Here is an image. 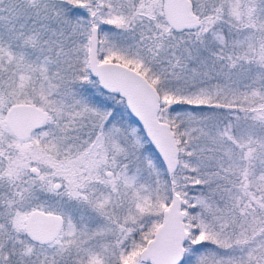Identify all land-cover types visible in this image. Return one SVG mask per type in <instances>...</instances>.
<instances>
[{"label":"snow or ice","instance_id":"1","mask_svg":"<svg viewBox=\"0 0 264 264\" xmlns=\"http://www.w3.org/2000/svg\"><path fill=\"white\" fill-rule=\"evenodd\" d=\"M0 264H264V0H0Z\"/></svg>","mask_w":264,"mask_h":264}]
</instances>
